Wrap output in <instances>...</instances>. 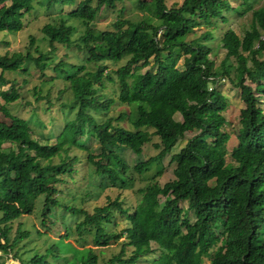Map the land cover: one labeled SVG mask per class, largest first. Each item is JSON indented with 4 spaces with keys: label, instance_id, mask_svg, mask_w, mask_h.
<instances>
[{
    "label": "trees",
    "instance_id": "trees-1",
    "mask_svg": "<svg viewBox=\"0 0 264 264\" xmlns=\"http://www.w3.org/2000/svg\"><path fill=\"white\" fill-rule=\"evenodd\" d=\"M126 1L131 3L127 8L125 0H0V31L23 29L26 14L42 5L49 19L39 28L41 37L51 48L73 44L80 51L73 63L65 60L66 51L53 61L38 43L33 54L28 46L34 37L29 33L24 52L0 53V109L9 117L8 122L0 120V264L132 263L149 251L164 255L153 264H264V114L256 105L264 96V2ZM226 11L249 13L241 36L227 27L218 29V21L229 20ZM103 12H112L113 19L108 28L95 27ZM78 25L81 31L74 40L71 35ZM197 25L202 28L196 33ZM213 39L225 46L217 63L209 57ZM181 54L180 66L169 67L168 62ZM121 58L125 61L112 76L106 61ZM27 61L40 71L53 62L51 68L59 73L47 78L61 76L66 81L56 91L64 116L59 129L53 125V141H47L51 133L37 134L28 116L37 114L35 106L54 110L55 102L44 99L27 115L9 106L20 104L23 95L15 74L28 73ZM148 62L154 67L142 71ZM244 75L252 84L244 82ZM221 78L239 86L244 103L229 161L220 148L229 137L222 128L229 124L222 113L226 99L216 87ZM104 79L113 82L114 97L99 98ZM20 80L25 83L26 77ZM42 82L32 87L35 101L49 93L41 94ZM22 99V105L32 102ZM112 102L120 107L108 113ZM72 108L73 115L66 117ZM51 115L48 123L54 124ZM92 138L98 142L97 152L86 143ZM180 138L183 143L169 153ZM125 149L135 154L132 162L125 159ZM166 153L174 162L166 181H144L132 190L133 201L119 191L105 193L103 202L91 210L81 206L85 198L98 196L93 187L130 189L134 176L141 174L145 180L142 172ZM81 157L95 176L60 189L61 175L77 174L75 162L79 165ZM66 213L80 214L74 239L81 246L66 239L71 236L63 222ZM30 214L37 215L42 226L58 216L63 233L47 238L34 224L22 227L19 217ZM118 220L124 224L116 228ZM30 235L40 236L41 245L23 253L18 241ZM87 235L103 254L110 242L119 240L121 246L97 263L93 247L84 246ZM217 243L222 249L212 250ZM7 253L18 262H7ZM202 256L208 263H201Z\"/></svg>",
    "mask_w": 264,
    "mask_h": 264
},
{
    "label": "rangeland",
    "instance_id": "rangeland-1",
    "mask_svg": "<svg viewBox=\"0 0 264 264\" xmlns=\"http://www.w3.org/2000/svg\"><path fill=\"white\" fill-rule=\"evenodd\" d=\"M172 1H176L179 2L180 0H166L167 4H170ZM257 1V0H256ZM255 2V1H254ZM264 0H258L255 3V6L263 3ZM125 4H126V8L128 6H130L131 3H128V1L125 0ZM233 4H236L235 2H233ZM134 11V9H133ZM134 13L136 14H141V11H134ZM226 15L228 16L229 20L227 22H222L221 20L218 21V29H222L227 27L228 29L232 30L235 34H237L238 36L242 35V30H241V24L246 23L249 19V13H243L241 15H236L235 13L232 14L231 11H226ZM28 23L27 25L21 29L18 30L16 32H5V31H0V53H3L6 50H18V51H22L24 52V50L27 48L28 45V37L27 35L30 33L33 35L34 37V42L28 46V49L30 50V52H32L33 54H35V51L33 50V45L35 43H38L39 48L42 50H48L49 55L51 57H53V61H55L57 59V57L59 55H61L64 51H66V55H64V58L67 62H77V57L80 55V51L79 49H77L73 44L70 45L69 47L64 48L63 46H58L57 48H51L47 42L46 39L41 37L42 32L40 31V26L42 24V22H44L48 16L46 17V15L44 14V7L42 5H38L36 6L35 9L31 10L29 13L26 14ZM113 13L112 12H103L100 16V18L96 19L93 22V25L95 27H99V28H108L109 22L113 19ZM232 17V18H230ZM49 19V18H48ZM75 23V21H74ZM202 27L200 25L194 26L193 30L196 31V33L201 29ZM81 31V25L77 26V30H75V32L72 33L71 37L72 39L76 40L75 37L78 36V34ZM188 36H192L191 32H188ZM187 36V37H188ZM188 37V38H189ZM5 41V42H4ZM211 51L209 53V57L214 59L215 62L217 63L218 60L222 57L224 50H225V46H223L221 43L218 42V40L213 39L211 41ZM231 57V56H230ZM181 58H182V54L180 56H178L176 58V60L173 61V63L171 61L168 62L169 67H171V65L173 64L174 67L180 66L181 64ZM125 61L124 58H121L120 60H118L116 63H110L108 61L107 62V68H109V73L114 76L115 74V68L116 66L122 64ZM151 62V59L149 60ZM150 62L146 63L144 66H142L141 70L143 71L144 69L150 68ZM51 62L49 64V66L44 67L42 69V71H40L36 66H34V64L31 61H27L26 63V67L27 69V74L23 75H19V74H15L17 81V84H21V91H22V97L23 98H27V99H31L32 102H30L29 105H22L21 103L23 102L22 97L20 98V104H16L12 103L10 104V109L17 114H21V115H27L30 108L36 104L39 103L41 101H43L44 99H50L52 100L54 103V110L52 109L51 111H49V109H43L42 106H35L33 107L35 112L37 114H30L28 116V122L29 124L34 128V130L36 131L37 134H41V133H51V135H49L48 140L47 141H53L54 140V134H55V129L54 126L57 127V129H59L62 125V117L64 116L63 112H61L58 108L57 102L60 101L61 97L57 96L56 91L58 88H61L62 86H64V84L66 83V81L61 77H53L52 79H48V76H55V74L59 73L58 71H55L54 69L51 68L52 66ZM91 64H86V68H91L90 66ZM69 67V65H67ZM154 67V65L152 66V68ZM150 68V69H152ZM9 75V74H7ZM62 75V74H60ZM21 77H26V82L25 83H21L20 78ZM43 79H48L47 81L43 80ZM40 80H42L43 82L40 84L41 87V94L43 95L44 93H47V90H49V93L47 95L46 98L41 97L39 98L37 101L34 100V95L32 94V87L34 85H37ZM244 82L247 83H251L248 79V77L246 75H244ZM104 86L99 87V90L102 95L99 98L105 97V96H115V92H113V82L110 81H106V79H104ZM252 84V83H251ZM7 85V84H5ZM4 85V86H5ZM2 86V87H4ZM216 87L217 89L224 95L225 99H226V105L225 108L222 110L223 115L225 116L226 120L228 121L229 124L224 123L222 128L224 130H227L229 133V137L227 139V141H225L220 148L225 149V160L229 161L231 160V157L229 155L230 149L232 147V145H234L236 143V138H235V134H236V130H237V126L239 125L238 121H237V115H238V110L240 107H242L244 105L243 101L240 99L239 97V86L234 85L233 83H231L227 78H221L220 81H217L216 83ZM257 106L261 107V111L264 114V96H261L259 98V101L256 104ZM120 105L116 104V102H112L109 106V110L108 113H111L112 111H114L115 109L119 108ZM53 116L54 118V124L48 123V118L50 117V115ZM73 115V108L71 110V113H69L68 116H72ZM174 118L179 119L180 115L178 112H174L173 113ZM0 120L4 121V122H8L9 121V117L6 116V114L4 112H2V110L0 109ZM39 120H42V123L40 125ZM56 129V131H57ZM39 132V133H38ZM191 134V132H186L185 136ZM153 139H155V136H153ZM184 138H180L178 139V141L175 143V145L172 147L171 151L169 153H171L174 150H177L178 147L183 143ZM86 143L88 145L91 146L92 151L93 152H97L98 149V142L95 139H89L88 141H86ZM21 148V146H19ZM125 153H123L125 159L127 160V162H132L133 161V157L135 156L134 153H132L129 150H124ZM151 151H155V149H149V152ZM152 152V153H153ZM169 153H166L161 161H157V162H151L149 167L147 168L146 171H143L142 173L145 175L146 179L142 180L140 177V175L134 176V179L131 183L130 189H115L112 188V190L110 189H106V190H99L96 187H93L94 189L93 192L98 191V196L96 198L93 197H89V198H85V200L83 201V203H81V206H83V208L87 209V210H91L92 206L95 204H101L104 200V195L105 193H111V194H115L116 192L121 191L120 196H124V198L126 200H134L135 194L133 193L132 190H134L138 185L140 184H144V181H149V180H156L158 183H162L164 181H166L168 178L172 177V172L171 169L173 167L174 162L173 161H169ZM81 161L78 163L75 162V166L77 165L78 167V172L77 174L74 173L72 176H68L65 174H62L61 177L63 178L62 180H60L57 183V186L60 189H63L64 185H66V187H72L77 185L78 183H82L83 181L86 180L87 175L90 178H93V173L92 176L89 174V166L86 165L85 159L84 157H81ZM86 166V167H85ZM161 166V170L159 172H156L157 169ZM153 174V175H152ZM152 175V176H150ZM97 178V177H96ZM95 179V178H94ZM73 188V187H72ZM91 188V187H90ZM75 189V188H74ZM91 190V189H90ZM131 190V191H130ZM138 198L136 197V202H138ZM135 202V203H136ZM191 216V215H190ZM30 217V218H28ZM80 218V214L78 215H71V214H64L63 215V222L64 224L71 230V236H68V238H66L68 241L75 243L74 245H78L81 246V244H76L77 241H75V230H74V222L76 220H78ZM54 221L53 223H49L48 221H46V225L42 226L39 224L38 221V216L34 215V214H30L29 216L26 215H22L21 217H19L18 220H20L22 222L21 226L22 227H30L32 228V224H34V226L38 227L39 229L44 231L45 237L47 238H55L57 235L62 234L64 231V227L63 224L60 223V218L58 216H54L53 217ZM15 222H13V227L15 226ZM124 224L123 220H118L117 221V225L116 228L120 227L121 225ZM12 227V230H13ZM77 238V237H76ZM86 243L84 244V246H90L93 247L94 251L96 252V261L97 263H100L102 261V258H106L109 255H111L114 252H117L120 248V241L116 240L114 242H110L107 245H104L103 248H105V251L103 254V252H98V249L95 248V244H93V242L90 240L89 235H87V237L85 238ZM24 241V245H21L20 242ZM41 237L39 236H35V235H30L29 237H25V238H21V240L18 241V245H20V249H23V253H29L30 247L33 246H38L41 245ZM151 246H155L154 243H151ZM212 250H221L222 249V245L220 243H217L216 245H214L212 248ZM124 253L126 255H128L130 252V246L126 245L124 247ZM125 254H123L122 256H124ZM6 261H12L17 263L18 260L16 258H12V260H10L11 257V253H7L6 254ZM154 258H160L163 259L164 255H162L160 252L157 251H149L148 253H144L141 254L138 258H136L134 260V262L130 263V262H122L120 264H153V259ZM208 263V257L207 256H202L201 258V263ZM118 264V263H116Z\"/></svg>",
    "mask_w": 264,
    "mask_h": 264
}]
</instances>
